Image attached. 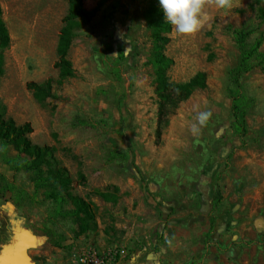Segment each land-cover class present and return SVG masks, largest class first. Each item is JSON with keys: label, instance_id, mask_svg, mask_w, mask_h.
<instances>
[{"label": "rangeland", "instance_id": "374dc122", "mask_svg": "<svg viewBox=\"0 0 264 264\" xmlns=\"http://www.w3.org/2000/svg\"><path fill=\"white\" fill-rule=\"evenodd\" d=\"M82 1L97 10L67 53L73 75L57 85L56 44L67 1L0 0L9 35L8 47L0 49V111L18 125L29 123L33 144L53 148L72 180L71 194L89 204L95 222L75 236L76 226L55 214L44 190L35 191L28 173L10 171L0 153V175L27 195L19 208L12 204L16 193L0 198L24 229L44 240L50 257L36 264H71V252L86 247H121L125 258L157 251L170 240L164 239L168 222L187 213L204 216L202 230H179L189 247H198L193 264H264V66L240 78L249 100L247 132L240 139L229 135L230 71L239 59L233 31L255 27L250 42L262 35L264 52V24L256 16L264 0H240L230 11L208 9L211 19L193 37L171 29L164 49L173 61L169 83L200 72L206 80L163 114L149 63L146 0ZM47 80L53 81L50 96L39 102L27 84ZM199 111L212 115L193 135ZM16 155L8 147L6 156ZM221 222L227 227L214 236ZM46 229L61 249L51 246ZM5 237L1 227L0 241Z\"/></svg>", "mask_w": 264, "mask_h": 264}, {"label": "trees", "instance_id": "16d2710c", "mask_svg": "<svg viewBox=\"0 0 264 264\" xmlns=\"http://www.w3.org/2000/svg\"><path fill=\"white\" fill-rule=\"evenodd\" d=\"M66 1L68 3L67 14L63 19L56 44L59 69L58 79L55 81L57 85L73 75L70 63L66 59L67 53L76 37V31L81 28L82 24L89 22L97 10L96 8L87 10L82 0ZM104 1L107 0L101 2ZM146 2L144 18L152 39L149 63L153 70L154 92L158 99V108L163 114L170 104L174 105L178 103L177 101L186 100L196 90L203 89L206 77L204 73L200 72L185 83H169L166 73L173 61L164 54V49L169 42L168 35L172 27L164 22L159 0H146ZM256 16L264 24V7L258 5ZM255 32L256 28L252 26H242L233 31L239 59L236 67L230 71L233 87L229 90L231 99L229 135L239 139L247 132L246 114L249 104L248 98L242 93L240 78L257 66H264V52L260 51L263 42L262 35L250 42ZM8 45L9 35L0 6V49L3 51ZM3 74L4 57L0 52V80ZM52 84L51 80L39 84L30 82L27 84V88L32 92L33 98L41 102L50 96ZM31 132L32 128L29 123L18 125L12 118L4 117V112L0 111V153L3 163L14 173L20 171L28 173L35 191L43 189L45 197L53 201L55 214L62 218H69L76 226L75 236L85 234L95 226L89 204L83 198L71 194L72 180L67 169L55 159L52 147L39 146L31 142L29 138ZM8 147L12 148L17 155L7 157ZM6 193H16L12 200V204L16 208L21 207V201L27 197L23 191L16 192L14 184L9 182L5 176L0 175V196L3 197ZM66 206H70V208L65 209ZM44 235L50 240L51 246L62 248L59 243L53 241L52 231L46 229ZM35 261L38 262V259Z\"/></svg>", "mask_w": 264, "mask_h": 264}, {"label": "crops", "instance_id": "0c3cea01", "mask_svg": "<svg viewBox=\"0 0 264 264\" xmlns=\"http://www.w3.org/2000/svg\"><path fill=\"white\" fill-rule=\"evenodd\" d=\"M203 217L200 213H187L173 222H168L170 226L164 231V239H170V242L160 244L157 251L137 253L122 259L118 264H193V261L200 257L198 247H189V239L186 235L179 234V230H202L204 225L203 222L200 223V219ZM1 227L6 237L0 241V264H36L50 260L47 250L43 249L44 240L24 229L22 219L12 212L10 203L0 198ZM226 227L227 225L221 222L218 228L214 229V236L218 237ZM173 230H178V233L170 236ZM236 250L232 251L235 253ZM189 254L192 255L191 258ZM35 259H38V262Z\"/></svg>", "mask_w": 264, "mask_h": 264}, {"label": "clouds", "instance_id": "9594fccd", "mask_svg": "<svg viewBox=\"0 0 264 264\" xmlns=\"http://www.w3.org/2000/svg\"><path fill=\"white\" fill-rule=\"evenodd\" d=\"M240 0H159L164 22L180 36L193 37L211 19L208 9L230 11L238 7ZM210 111H199L192 124L191 132L198 135L200 129L211 118Z\"/></svg>", "mask_w": 264, "mask_h": 264}, {"label": "built area", "instance_id": "2783aa9c", "mask_svg": "<svg viewBox=\"0 0 264 264\" xmlns=\"http://www.w3.org/2000/svg\"><path fill=\"white\" fill-rule=\"evenodd\" d=\"M126 256V251L121 247L97 249L86 247L73 250L70 254L71 264H118Z\"/></svg>", "mask_w": 264, "mask_h": 264}]
</instances>
